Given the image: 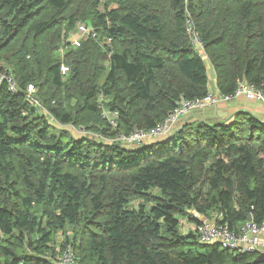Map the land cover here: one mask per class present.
<instances>
[{"label":"trees","instance_id":"1","mask_svg":"<svg viewBox=\"0 0 264 264\" xmlns=\"http://www.w3.org/2000/svg\"><path fill=\"white\" fill-rule=\"evenodd\" d=\"M79 23L98 37L73 46ZM0 64L85 132L0 87V264H56L68 245L78 264H261L200 244L182 218L264 221L263 119L180 121L142 145L96 134L151 130L182 99L242 82L264 91V0H0ZM102 109L117 112L115 129Z\"/></svg>","mask_w":264,"mask_h":264},{"label":"built area","instance_id":"2","mask_svg":"<svg viewBox=\"0 0 264 264\" xmlns=\"http://www.w3.org/2000/svg\"><path fill=\"white\" fill-rule=\"evenodd\" d=\"M186 33L193 45L199 52L204 51L203 42L197 33L192 16L188 15L185 22ZM78 34L77 41H72L71 38ZM97 38L98 34L95 30L88 28L85 24L79 23L76 33L72 34L69 38V43L76 46L82 39ZM104 44H110L109 38H104ZM68 49V48H66ZM63 52V49H61ZM69 72V67L62 64L61 73L66 74ZM5 85L8 91L12 94H24L25 98L32 107H35L39 113L45 116L51 123L60 124L52 115L50 110L46 108L37 97V87L34 84H29L26 90H21L12 70L5 65L0 64V87ZM218 91H211L204 98H197L195 100L182 99L181 104L172 112H170L164 122L157 125L155 128L145 130H133L129 134H118L115 138L106 137L103 134H96L102 142L120 141L124 144H138L142 145L148 140H158L159 138L167 136L172 129L176 126L178 120L194 110H201L208 106L215 107L220 103H228L239 97H244L247 100L258 101L264 107V91L259 90L254 84L242 82L238 85L233 94L217 93ZM104 95H99V103L101 104ZM102 107V105H101ZM102 116L108 120L109 125L114 129L117 127L116 118L117 112L110 113L102 109ZM82 134H85L83 129H79ZM199 218V223H196V233L199 237L200 243L204 245H220L224 249L235 251L239 253H255L264 250V221L256 223L253 220L246 221L238 229H231L228 224H220L218 221L222 215L216 218ZM56 264H78L74 249L71 245L66 246Z\"/></svg>","mask_w":264,"mask_h":264},{"label":"crops","instance_id":"3","mask_svg":"<svg viewBox=\"0 0 264 264\" xmlns=\"http://www.w3.org/2000/svg\"><path fill=\"white\" fill-rule=\"evenodd\" d=\"M215 87V85H214ZM215 90V89H214ZM239 111H246L254 114L255 116H258L259 118L264 120V107L261 102L253 101V100H247L244 97H239L229 103H221L218 104L215 107H206L204 109L198 110L190 115H187V117L180 118L177 123L182 121H206L208 123L213 122H219V121H232L233 116L235 113ZM177 125V124H176ZM182 124H179V128ZM215 215V212L214 214ZM201 218L204 219V216H201ZM194 226L196 230V224L191 223L190 228ZM185 229V228H183ZM190 230V229H189ZM185 233V232H184ZM258 258L255 260V263L261 262V264H264V250L257 252ZM258 260V262H256Z\"/></svg>","mask_w":264,"mask_h":264},{"label":"rangeland","instance_id":"4","mask_svg":"<svg viewBox=\"0 0 264 264\" xmlns=\"http://www.w3.org/2000/svg\"><path fill=\"white\" fill-rule=\"evenodd\" d=\"M78 38H79V36H78V34H75L74 36H72V38H71V40L72 41H77L78 40ZM68 41H69V39H68ZM59 126V125H58ZM60 127V126H59ZM63 128H65L66 130H69V131H71L75 136H80L81 134H82V132L79 130V129H76V127H74V126H71V125H63L62 126ZM182 223L184 224V228L185 229H183V232H185V233H188L189 231H193V232H196V230H195V227L194 226H192L191 228H190V225H191V223H192V220H190L188 217H186V218H182ZM190 229V230H189ZM198 240H199V238H198ZM188 241H194L192 238H190ZM199 242H200V240H199ZM201 244V243H200ZM217 246H219V247H221L220 245H217ZM194 247H199V249L201 250V247L200 246H196V245H194V244H191L190 246H189V248H193V249H195ZM222 248V247H221Z\"/></svg>","mask_w":264,"mask_h":264},{"label":"water","instance_id":"5","mask_svg":"<svg viewBox=\"0 0 264 264\" xmlns=\"http://www.w3.org/2000/svg\"><path fill=\"white\" fill-rule=\"evenodd\" d=\"M251 220H252V218H251V217H249V218H248V221H251ZM258 260H259V258H258ZM258 260H257L256 262H258Z\"/></svg>","mask_w":264,"mask_h":264},{"label":"bare ground","instance_id":"6","mask_svg":"<svg viewBox=\"0 0 264 264\" xmlns=\"http://www.w3.org/2000/svg\"><path fill=\"white\" fill-rule=\"evenodd\" d=\"M209 246H213V245H209Z\"/></svg>","mask_w":264,"mask_h":264}]
</instances>
